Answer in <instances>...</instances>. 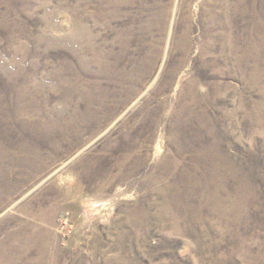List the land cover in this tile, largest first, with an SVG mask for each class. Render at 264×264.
Here are the masks:
<instances>
[{"label":"rangeland","instance_id":"obj_1","mask_svg":"<svg viewBox=\"0 0 264 264\" xmlns=\"http://www.w3.org/2000/svg\"><path fill=\"white\" fill-rule=\"evenodd\" d=\"M0 264H264V0H0Z\"/></svg>","mask_w":264,"mask_h":264}]
</instances>
